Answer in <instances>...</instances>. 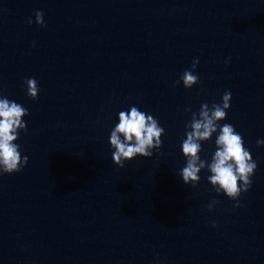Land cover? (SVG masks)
<instances>
[{
  "label": "water",
  "instance_id": "water-1",
  "mask_svg": "<svg viewBox=\"0 0 264 264\" xmlns=\"http://www.w3.org/2000/svg\"><path fill=\"white\" fill-rule=\"evenodd\" d=\"M194 58L199 82L173 86ZM0 89L28 110V162L0 175V264H264V0H0ZM225 90L221 123L258 164L239 207L204 171L196 187L177 175L184 109ZM130 105L165 134L121 168L107 138Z\"/></svg>",
  "mask_w": 264,
  "mask_h": 264
},
{
  "label": "clouds",
  "instance_id": "clouds-1",
  "mask_svg": "<svg viewBox=\"0 0 264 264\" xmlns=\"http://www.w3.org/2000/svg\"><path fill=\"white\" fill-rule=\"evenodd\" d=\"M35 23L45 26L44 13L36 10ZM26 23H33L32 17H27ZM230 57L225 59V64ZM198 58H194L190 68L183 70L173 86L181 83L185 89H190L199 82L196 67ZM23 84L25 94L36 100L40 91L38 81L34 77L25 78ZM231 92L225 90L219 102L201 103L197 111L186 107L190 119L184 124V137L179 148L184 157V165L177 175L184 185L196 187L201 181L200 173L204 171V179L217 194H223L236 201L233 207L240 206V196L252 185V176L257 169V161L251 150L245 145L244 139L231 123H221L226 120L230 108ZM28 110L21 103L9 99L0 89V175L21 171L28 162V156L22 155L21 145L16 143L20 133L27 132V122L23 117ZM165 128L150 112L141 110L136 105L116 113V122L110 129L107 141L112 162L123 168L126 161L136 157L150 158L154 150L162 145ZM212 142L210 155L202 156L203 145ZM256 145L264 146V139H257ZM217 201L207 205L212 210ZM213 222V227H215Z\"/></svg>",
  "mask_w": 264,
  "mask_h": 264
}]
</instances>
